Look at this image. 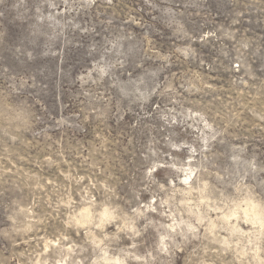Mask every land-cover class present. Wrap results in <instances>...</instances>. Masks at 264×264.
I'll return each instance as SVG.
<instances>
[{"label": "rangeland", "instance_id": "rangeland-1", "mask_svg": "<svg viewBox=\"0 0 264 264\" xmlns=\"http://www.w3.org/2000/svg\"><path fill=\"white\" fill-rule=\"evenodd\" d=\"M0 264H264V0H0Z\"/></svg>", "mask_w": 264, "mask_h": 264}, {"label": "clouds", "instance_id": "clouds-1", "mask_svg": "<svg viewBox=\"0 0 264 264\" xmlns=\"http://www.w3.org/2000/svg\"><path fill=\"white\" fill-rule=\"evenodd\" d=\"M17 118H18V119H21V120H22V119H24V117H23V116H19V117H17Z\"/></svg>", "mask_w": 264, "mask_h": 264}]
</instances>
